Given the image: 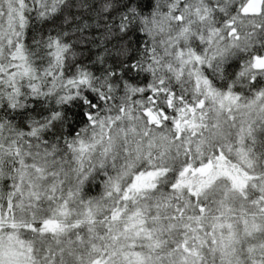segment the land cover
Listing matches in <instances>:
<instances>
[{"label":"snow or ice","instance_id":"1","mask_svg":"<svg viewBox=\"0 0 264 264\" xmlns=\"http://www.w3.org/2000/svg\"><path fill=\"white\" fill-rule=\"evenodd\" d=\"M0 264H264V0H0Z\"/></svg>","mask_w":264,"mask_h":264},{"label":"rangeland","instance_id":"2","mask_svg":"<svg viewBox=\"0 0 264 264\" xmlns=\"http://www.w3.org/2000/svg\"><path fill=\"white\" fill-rule=\"evenodd\" d=\"M99 194V190H96V191H94L93 193H92V195H98Z\"/></svg>","mask_w":264,"mask_h":264}]
</instances>
